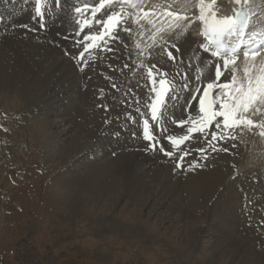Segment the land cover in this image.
I'll use <instances>...</instances> for the list:
<instances>
[{"label": "rangeland", "instance_id": "rangeland-1", "mask_svg": "<svg viewBox=\"0 0 264 264\" xmlns=\"http://www.w3.org/2000/svg\"><path fill=\"white\" fill-rule=\"evenodd\" d=\"M38 91L24 90L19 109L0 100V264H264V235L240 212L215 223L220 216L211 211L193 216L185 199L174 203L179 191L167 196L170 182L159 186L152 176L161 156L140 162L144 180L124 185L115 151L102 155L98 146L110 126L81 153L89 139L78 135L80 118L69 110L76 90L61 92L56 109ZM92 114L86 123L95 130ZM255 186L264 198V187Z\"/></svg>", "mask_w": 264, "mask_h": 264}, {"label": "bare ground", "instance_id": "bare-ground-1", "mask_svg": "<svg viewBox=\"0 0 264 264\" xmlns=\"http://www.w3.org/2000/svg\"><path fill=\"white\" fill-rule=\"evenodd\" d=\"M156 1L158 4L173 2V0ZM260 2L261 0H257V3ZM76 3L77 0H66V2L61 0V8L59 10L52 9L55 19L49 20L48 30L40 32L38 26L39 33H34L31 29L36 28L37 21L32 19L34 11L28 4L23 7V3L19 0H0V91L6 93L5 96H0V100L5 99L8 106L18 108V103L21 101L20 96L24 94V90L34 91L36 96V93L39 92L38 89H45V92L48 93L45 96L51 99V101H47L52 105L49 107L56 109L67 90H76L75 97L79 102L74 97L71 100L68 99L69 103L73 102L70 103L69 110L75 114L72 119L80 118L78 135L89 139L87 143L81 144L77 151L82 153L86 148L88 149V146H91L90 144L93 142L92 138L110 126L108 132L105 129V137H102L98 146L100 145L102 155L109 148L115 151L114 155L110 157L115 160L113 163L116 166V172L120 174L124 185L125 182L136 183L144 180L145 177L140 174L141 171L138 167L140 162L150 160L151 157L159 158L161 156L158 160L160 161L159 167L151 170L152 176L159 186L164 185L160 183L170 182V186L166 187V192H164L167 196L174 195L176 190L179 191L174 198V203L185 199L187 211L188 209L190 212L193 211V216L195 214L196 216L206 215L211 211L212 215L220 216V219L214 221L215 223L222 221L224 224L229 219L233 220L236 212H240L243 222H250L253 231H256L259 236L260 234L264 235V198L259 194L256 195L254 189L251 190L249 182L246 183L249 180L244 182L246 176L251 175L250 178H253L264 175V137L257 134L258 130L254 133L246 131L239 135L236 142H232L236 143L237 147L235 150L229 149L232 153L238 152L236 157L232 155L233 157L229 158L224 152H214L212 146L205 143L200 147L207 149V159L200 152H194L191 149L192 153L188 152L190 154L184 157L182 166H176L173 163H177L179 157L187 151L176 153L175 161L169 163L170 157L163 156L161 152L146 150L148 141L143 138V130L138 129L136 133L137 127L129 122L131 112H135L138 119L143 118L136 112V108L139 107L141 111H144L146 101H150L152 98L151 83L146 79L148 66L159 62V66H162L160 70L163 72H166L167 69L170 74L171 70L178 69L181 72L187 71L191 77L197 75L199 61L205 56L197 50L198 39L194 26H190L186 39L177 41L181 48L180 57L175 54L176 60L168 61L166 57L158 54L163 45L160 37L163 36L164 40L171 43L177 34L181 33L178 32L179 29L173 32H161L156 35L154 41L151 27L144 23L138 25L130 21L127 26L132 31L130 35L122 34L123 43L112 44L111 41H108L112 45V52L101 53L95 50L86 52L84 59L88 61V65L81 71V61L74 63L69 56L65 55L66 50L73 53L83 49V44L73 48L76 37L70 35L72 29L77 30L72 23V18L75 15L73 5ZM180 3L181 0L173 5L178 6ZM225 4V0H216L215 10L218 6ZM241 4H244L243 0H241ZM262 18L264 19V5L257 9L255 21ZM24 25L28 27H24ZM65 36H69L71 39L65 40ZM159 42L160 44H158ZM141 62L144 67H141ZM237 63L239 65L241 62ZM125 64L128 67H124ZM11 68L13 71L7 74ZM53 73L55 74L52 75ZM173 78L177 81L180 80L176 76H172ZM45 80L47 81L44 82ZM113 84L115 87H112ZM130 89L132 94L126 95ZM61 92L64 94L60 98ZM176 94L180 98L169 105L171 106L169 112L179 118L191 115L190 109L186 110L187 112L184 110L187 106L186 98L187 102L189 100L187 91L183 95L182 91L177 88ZM40 96L35 98L36 103L40 101ZM134 97L139 100L138 105L134 102ZM92 113L94 115L97 113L96 115L99 116V119L97 118L99 121L95 122L97 123L95 130L87 126L86 123L92 117L90 116L93 115ZM253 116L257 122L264 120V116L260 114ZM168 121L166 122V131L163 133L158 130L157 126L154 133L157 138H160L161 135L167 136L170 133L167 129L177 133L176 136L185 134L187 125L183 126L182 130ZM107 124L108 126H106ZM114 128L116 131H113ZM164 144L169 146L165 142ZM222 145L223 142H219V146ZM213 146H217V142H213ZM169 148L171 151L175 149V147ZM109 153L107 152L108 155ZM107 157L106 159L109 160ZM172 176H177L174 182L170 181ZM183 178H185L184 182H182ZM262 189L264 190V188ZM262 194L264 195V193ZM258 220L262 222V227L259 226L260 224L254 225L259 223ZM247 230H243L245 231L243 233L249 232Z\"/></svg>", "mask_w": 264, "mask_h": 264}, {"label": "snow or ice", "instance_id": "snow-or-ice-1", "mask_svg": "<svg viewBox=\"0 0 264 264\" xmlns=\"http://www.w3.org/2000/svg\"><path fill=\"white\" fill-rule=\"evenodd\" d=\"M243 2L246 5L244 9L233 8L232 15L221 16L215 10L216 0H198L195 5L191 4V0H181L179 7L184 13H187L190 7L198 9V15L193 13L189 16L168 10V4H154L151 6L152 10H145L144 0H77V3L73 5L75 15L72 23L78 29L74 32L77 39L74 41L73 48L84 44V50L78 55H71L66 50L65 54L69 55L73 61L79 59L82 71L83 67L88 65V61L84 59L85 53L97 47V41L105 45L108 41L112 44H121L123 43L122 34H131L132 29L127 26L130 21L134 20L139 25L143 20L154 25L159 14L168 22L166 28H157L156 34L152 37L154 41L156 35L161 32L181 29V33L177 34L171 43L164 40L163 36L160 37L163 45L158 54L166 57L168 61H175L174 53L181 51L177 41L186 39L190 26L197 21L200 22L202 24L201 35L206 42L199 43L198 50L202 49L205 54L210 53V57L200 59L197 75L194 77H191L187 71L178 72L176 75L180 77L179 81L175 78L168 79L169 74L160 70L162 66H159V62L148 66L146 79L151 83L150 92L153 95L150 102L144 106L145 110L141 111L137 107L136 112L142 117H147L143 119V138L148 141L147 151H161L165 156L172 157L173 151L166 149L160 143L161 139H166L170 142L169 147L178 148L185 141L200 142L202 140L212 146V151L227 153L229 148L237 147L232 142L237 141L238 136L246 131L254 133L258 130L257 134L264 137V120L257 122L250 118L256 114L264 116V54L256 47L241 49L242 44L257 41L260 42L261 47H264V23H254L257 9L264 5V0L260 3H257V0H251V3L249 0H243ZM33 3L32 19L37 21L40 29H45L49 20L55 19V16L51 15L49 0H33ZM53 3L57 9L62 6L61 0H53ZM234 3L240 4L241 0H234ZM129 9L134 11H129ZM46 15H49V19H46ZM250 25H252L251 28ZM24 27L28 26L24 25ZM94 27L100 30L93 32ZM85 29H88V32L80 40L79 37ZM31 30L35 31V29ZM246 35H248V41L244 40ZM226 37L235 39L228 43ZM64 39H68V36ZM89 41L91 43H87ZM103 51L112 52L113 48L106 46ZM241 52L244 57V67L243 75L239 76L237 62ZM124 67L128 65L125 64ZM141 67H144L143 62H141ZM222 77L223 82H221ZM202 81L205 83L202 84ZM112 87L115 85L113 84ZM177 88L180 91H187L188 98L198 99V112L195 116L177 118L169 112V100L180 98L173 95ZM130 94H132L131 89L126 95ZM134 102L139 104V100L135 97ZM129 118L135 122L131 114ZM169 118L172 123L179 124L182 130L183 126L187 125L185 134L179 137L161 135L158 139L154 134L157 126L159 125L160 132L163 133L166 131V122ZM210 128L213 130L209 133ZM213 142H217V146H213ZM219 142L228 146H219ZM198 151L204 155L205 159L208 158L206 148L200 147ZM189 154L184 152V155L179 157L178 166H182L184 157Z\"/></svg>", "mask_w": 264, "mask_h": 264}]
</instances>
